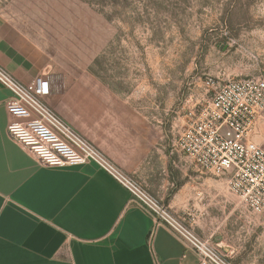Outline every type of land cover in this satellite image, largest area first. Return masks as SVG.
<instances>
[{"label":"crops","instance_id":"1","mask_svg":"<svg viewBox=\"0 0 264 264\" xmlns=\"http://www.w3.org/2000/svg\"><path fill=\"white\" fill-rule=\"evenodd\" d=\"M0 66L26 85L45 74L49 57L0 17ZM10 98L0 83V264H197L194 252L99 167H47L13 141ZM182 110L173 126L143 110L96 111L86 139L229 252L230 215L256 211L240 209L227 178L199 171L183 155L178 142L189 111Z\"/></svg>","mask_w":264,"mask_h":264},{"label":"rangeland","instance_id":"2","mask_svg":"<svg viewBox=\"0 0 264 264\" xmlns=\"http://www.w3.org/2000/svg\"><path fill=\"white\" fill-rule=\"evenodd\" d=\"M0 17L47 53L45 101L87 139L93 112L173 126L219 84L264 76V0H0ZM250 136L264 148V112ZM229 219L230 251L212 243L234 264H264V210Z\"/></svg>","mask_w":264,"mask_h":264},{"label":"built area","instance_id":"3","mask_svg":"<svg viewBox=\"0 0 264 264\" xmlns=\"http://www.w3.org/2000/svg\"><path fill=\"white\" fill-rule=\"evenodd\" d=\"M0 83L9 89V137L41 165L73 168L94 164L124 187L131 203L165 227L195 253L197 264H234L210 238L196 232L189 215L174 212L135 177L124 173L46 103V75L29 84L15 80L0 66ZM264 112V76L219 84L206 106L187 113L178 148L199 171L227 178L230 190L256 212L264 210V148L251 140Z\"/></svg>","mask_w":264,"mask_h":264}]
</instances>
